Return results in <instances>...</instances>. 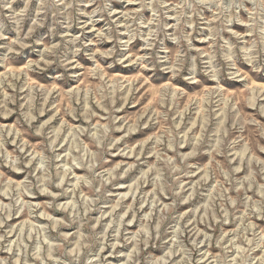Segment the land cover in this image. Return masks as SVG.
<instances>
[{
  "label": "rangeland",
  "instance_id": "374dc122",
  "mask_svg": "<svg viewBox=\"0 0 264 264\" xmlns=\"http://www.w3.org/2000/svg\"><path fill=\"white\" fill-rule=\"evenodd\" d=\"M0 264H264V0H0Z\"/></svg>",
  "mask_w": 264,
  "mask_h": 264
},
{
  "label": "bare ground",
  "instance_id": "6f19581e",
  "mask_svg": "<svg viewBox=\"0 0 264 264\" xmlns=\"http://www.w3.org/2000/svg\"><path fill=\"white\" fill-rule=\"evenodd\" d=\"M64 177V176H63ZM70 202V201H69ZM71 203V202H70ZM73 207V206H72ZM43 215V214H42ZM22 227H24V226H22ZM34 229V228H33Z\"/></svg>",
  "mask_w": 264,
  "mask_h": 264
}]
</instances>
